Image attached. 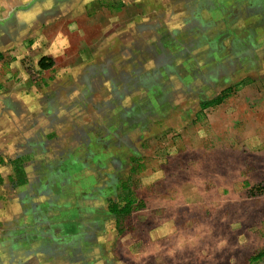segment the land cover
I'll use <instances>...</instances> for the list:
<instances>
[{
	"label": "crops",
	"instance_id": "0c3cea01",
	"mask_svg": "<svg viewBox=\"0 0 264 264\" xmlns=\"http://www.w3.org/2000/svg\"><path fill=\"white\" fill-rule=\"evenodd\" d=\"M163 1L0 0V106L2 99L10 100V104L20 103L21 109H25L21 111L31 117L30 126L34 125L29 131V138L39 139L43 144L42 155L37 154L29 167L31 176L45 171V163L50 160L55 148L59 147L58 144H64L65 141L66 145L79 147L78 144L83 141V133L96 135V131H99L100 135H96V140L101 143H97L100 145L99 155L93 159L94 167L98 169L93 172L96 177L92 175L88 179L93 184L97 183L94 196H107V200L104 198L102 202L96 198L94 203L108 204V207H96L95 216L98 217V209L105 211L102 215H107L109 225L102 227L89 217L91 222L86 232L95 236L98 241V238L100 240L106 236L111 239L121 231L126 241L121 258L107 254L104 259L102 255L99 261L96 258L95 264L102 261L105 264H190L194 258H199L204 264H226L227 259L229 262L241 260L240 254L235 253L242 245L252 254L249 255L248 263L264 264V256L258 257L264 252V212L259 213L255 209L246 212V203L241 201L243 197L240 192L235 194L233 190L231 194L228 188L232 190V182H227L220 173L215 175L203 171L195 175L197 166L192 162L188 163L189 159L186 158L183 163L175 164L169 173L167 170H154L152 175H156L155 178L147 183L139 175L146 168L145 159L142 158L137 166L129 170L131 174L126 178L120 177L118 184L115 182L114 186L109 182L101 184L102 177L96 174L113 169L115 157L122 158L119 163L114 162L119 164L118 167H124L128 163L118 155V148L108 136L109 133H120L123 137L124 133L129 132L131 123L127 116L119 125L112 126L105 132L97 128L103 122L101 119L96 121L98 118H94L90 121L84 116L94 108L106 111L112 102L109 101L111 95L98 92L102 86L98 84V77L104 76L98 65L106 61L111 63V59L107 57V53L92 52L89 48L96 47L97 44L114 43L115 34H122L121 30L126 28L125 36L129 34V28H137L141 35H146V30L152 29L151 32L155 33L166 19L176 25L173 27V36L180 37L182 28H185L186 35L191 34L195 38L192 43H197L199 37L208 35L203 29L210 28V25L217 27L216 24L219 23L221 26L225 25L226 11H233V18L239 19V22L251 20L264 26V0ZM43 57L52 59L53 65L42 68L39 61ZM194 60L196 66L186 65L187 75L193 76L195 70H202L203 75L210 74L209 67L204 70V65ZM94 61L95 64L91 63ZM98 61L105 62L99 64ZM36 70L43 72L42 78H35ZM54 92H57V101L54 100ZM222 103L210 105L206 101L200 106L201 110H206ZM39 107H42L40 112ZM55 108L58 109L57 112L48 116L47 113L50 110L53 112ZM35 112L39 115H35ZM200 114L202 111L196 118ZM10 115L11 128L13 132H17L16 115L14 117L13 112ZM13 117L14 122L11 121ZM103 119L106 122L108 120L107 117ZM193 121L192 117L190 122ZM3 139L7 140V135L0 134V141ZM17 139L19 140L18 137ZM9 143V146L13 145L10 140ZM128 149L130 150L129 146ZM73 157L75 158V153ZM70 161L67 159L61 169L66 184L56 182L51 185L52 195L55 197L52 200L54 207L63 203L64 196L68 197L66 203L75 204L77 196L72 194V189L76 187L81 190L91 184L90 182L84 186L83 176L79 175L80 159L78 163L76 159ZM252 176L253 181L250 175L248 177L251 180H248L251 183H247L248 187L260 182L255 178V173ZM109 188L116 190H113L112 197L107 195L111 193ZM131 200L132 210L122 218L113 211L114 207L125 206ZM135 209L140 218L139 214H145L144 221L139 220V217L137 221H131L130 218L135 217ZM59 212L60 210L53 214ZM43 220V234L40 237L42 243L39 247L44 250L27 246L32 257L37 255L38 264H81L80 260L74 259L79 251H73L72 262L65 259L66 252L61 247L64 241H58L63 235L56 234V230H47L48 221L46 217ZM59 220L66 221L65 218ZM67 220L72 218L67 217ZM81 225L75 226L71 231L74 236L81 233ZM73 245L75 250L77 245L75 242ZM133 245H136L135 252H130ZM226 245L231 246L232 254L227 255ZM90 247L96 248L97 245L90 243ZM80 248L79 244L77 249ZM161 260L168 263H160Z\"/></svg>",
	"mask_w": 264,
	"mask_h": 264
},
{
	"label": "rangeland",
	"instance_id": "374dc122",
	"mask_svg": "<svg viewBox=\"0 0 264 264\" xmlns=\"http://www.w3.org/2000/svg\"><path fill=\"white\" fill-rule=\"evenodd\" d=\"M225 14V25L221 26L219 23L216 24L217 27L210 25V28L203 29L210 36L199 37L198 40L202 41L199 43H192L195 38L191 34L186 35L185 28H182L180 37L173 36V27L176 25L166 19L155 33L151 32L152 29L146 30V35H141L137 28H129V34L125 36L126 28L121 30L122 34H115L114 43H102L89 48L92 52L103 51L111 59V63L98 61L99 64L105 62L98 65L104 74L98 77V84H102L101 91L98 92L111 95L109 101L112 102L106 111L94 108L84 116L90 121L94 118H98L96 121L101 119L103 122L97 128L105 132L129 117V132L124 133L123 137L120 133H109L108 138L118 148L120 157H128L131 153L128 144L135 151L136 156H131L128 161L130 169L137 166L140 159H145L146 168L139 175L147 183L155 178L156 175H152L154 170H167L169 173L175 164L183 163L188 158V163L192 162L197 166L195 175L203 171L215 175L220 173L227 182H232V190L228 188L231 194L233 190L235 194L240 192L243 197L241 201L246 203V208L243 205L246 212L255 209L263 213L264 194L254 195L247 183L248 180H254L253 173L259 183H264V26L251 20L239 22V19H233V11H226ZM192 58L203 64L204 70L209 67L210 74L189 77L186 65L196 66V61ZM42 73L36 70L35 78H42ZM186 89L188 90L185 91ZM221 93L226 95L221 105L201 110L202 101L213 100ZM57 98V92H54V100L57 101ZM1 101L0 134L7 135L8 139L0 141V264L39 263L37 255L32 257L27 246L44 250L39 247L42 243L41 223L44 217L48 221L47 230H56V234L63 235L58 241H64L61 247L66 252L65 259L68 262L73 261V251H79L74 259L80 260L81 264H95L102 255L106 259L107 254L121 258L126 241L121 231L111 239L106 236L100 240L98 238V241L95 236L86 232L91 218L102 227L109 225L107 215H102L105 211L98 209V217L95 216L96 207H108V204L94 203L96 198L102 202L104 198L107 200V196H94L97 183L93 184L88 179L92 175L96 177L93 172L98 169L94 167L93 159L99 155L100 145L97 143L100 140H96V135H100L99 131H96V135L83 133V141L78 144L79 147L73 148L66 145L65 141L64 144H58L59 147L52 152L53 156L45 163V171L31 176L29 167L36 156L42 155L43 144L39 139L29 138V131L34 125L30 126L31 117L21 111L25 109H21L20 103L10 104V100L5 99ZM41 109L39 107L38 112ZM57 110H50L47 115L52 116ZM11 111L18 122L17 132H13L9 122ZM200 111L202 114L196 118ZM34 114L39 115L37 112ZM14 117L11 120L13 122ZM105 117L108 118L107 122L103 119ZM192 117L194 121L191 123ZM9 140L13 145L9 146ZM67 159H76V163L80 159L79 175L83 176L84 186L90 182L91 184L81 190L76 187L72 189V194L77 196L75 204L66 203L68 197L64 196L63 203L54 207L52 200L55 197L52 195L51 185L56 182L66 184L61 169ZM121 159L115 157L112 165H116L114 162L119 163ZM83 166L85 167L82 168ZM119 171L113 167L107 173L96 174L102 177V184L111 181L112 176L116 177ZM130 174L128 170L124 177ZM115 188H109L111 193L107 195L112 197ZM58 210L59 213L53 214ZM135 210V217L130 218L134 222L139 217L137 209ZM139 215L142 217L139 220L144 221L145 214ZM67 217L72 220H67ZM60 218H65L66 221L59 220ZM80 224L83 226L81 233L74 236L71 231ZM74 242L77 246L81 245L79 250L77 246L73 250ZM90 243H95L97 247L91 248ZM135 248L136 245H133L130 252H135ZM230 249L231 246L226 245L227 255L232 254ZM238 253L240 261L231 260L230 263L227 259L226 264H251L248 262L249 255L252 254L245 245L235 254ZM165 262L168 263L160 261ZM204 263L199 258L190 261V264Z\"/></svg>",
	"mask_w": 264,
	"mask_h": 264
},
{
	"label": "trees",
	"instance_id": "16d2710c",
	"mask_svg": "<svg viewBox=\"0 0 264 264\" xmlns=\"http://www.w3.org/2000/svg\"><path fill=\"white\" fill-rule=\"evenodd\" d=\"M46 60L48 62H46ZM39 64L42 68H46L48 66H52L53 65V61L52 59H49L47 57H43L40 61H39ZM226 95H224V93L221 95H219V97L213 99V100H209L208 101V104H216V103H220L224 100V97ZM0 180H1V177H0ZM251 192L254 194V195H260V194H264V183H258V184H255L251 187H249ZM132 206H133V203H132V200L130 202H128L127 205L125 206H121V207H114L113 208V211H115L121 218L122 216H125L126 214H128L131 210H132ZM264 256V252L260 253L258 255V257H262Z\"/></svg>",
	"mask_w": 264,
	"mask_h": 264
},
{
	"label": "flooded vegetation",
	"instance_id": "af4514ba",
	"mask_svg": "<svg viewBox=\"0 0 264 264\" xmlns=\"http://www.w3.org/2000/svg\"><path fill=\"white\" fill-rule=\"evenodd\" d=\"M234 19V18H233ZM229 27L230 26H232V25H228ZM206 33V32H205ZM218 34V33H217ZM210 36V34L208 33V35H204V36H202L201 38H204V37H209ZM209 40V39H208ZM197 43H199V41H197ZM203 75V72H202V70H195L194 71V74H193V77H197V76H202ZM189 77L191 76V75H188ZM192 77V76H191ZM188 89H186L185 91H187ZM208 100V99H207ZM204 102H206V101H202V103H204ZM128 144V143H127ZM128 146H129V144H128ZM125 149H126V147H125ZM131 150V153L128 155V157H126L125 155V157H124V160H126V162L127 161H130L131 160V156H136L135 154V151L133 150V149H130ZM116 165H115V168H116V170L117 169H119L120 171L116 174V178L115 177H112V180L110 181L109 180V183H113V185H114V183L115 182H119V178L120 177H124L125 176V174H126V172H128V170H130V164H129V162L128 163H126V165L124 166V167H117L119 164H117V163H115ZM132 168V167H131ZM123 175V176H122ZM126 178V177H125Z\"/></svg>",
	"mask_w": 264,
	"mask_h": 264
}]
</instances>
